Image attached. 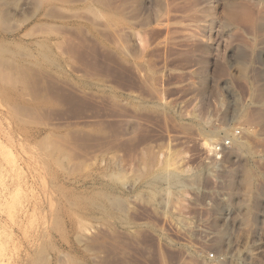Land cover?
Listing matches in <instances>:
<instances>
[{
    "label": "rangeland",
    "instance_id": "374dc122",
    "mask_svg": "<svg viewBox=\"0 0 264 264\" xmlns=\"http://www.w3.org/2000/svg\"><path fill=\"white\" fill-rule=\"evenodd\" d=\"M154 1L0 0V264H264V0Z\"/></svg>",
    "mask_w": 264,
    "mask_h": 264
},
{
    "label": "bare ground",
    "instance_id": "6f19581e",
    "mask_svg": "<svg viewBox=\"0 0 264 264\" xmlns=\"http://www.w3.org/2000/svg\"><path fill=\"white\" fill-rule=\"evenodd\" d=\"M19 0H15V2H18ZM32 2L34 1L35 2V7L37 8V9H40L41 7H43V6H45V5H50V4H53V3H60L61 4V2H67L68 3V0H31ZM75 1V0H74ZM80 1H82V3L84 4V6H85V8H87V9H91L92 10V8H91V6L90 5H94V7H96L97 9L99 8V9H102L103 11H108V12H110V13H118V10L121 8V7H126V6H131V7H137V6H140V4H143V2L145 3V1L146 0H121L122 1V3L120 4L119 3V6L118 5H116L115 3V5L116 6H114V4L112 3V1L113 0H80ZM149 1V0H148ZM154 1V0H153ZM174 1V0H173ZM199 1H202V0H189V2H190V5H189V10H191V9H193L194 7H196V5L198 4V2ZM206 1V0H205ZM33 2V3H34ZM118 2V1H117ZM154 2H157V1H154ZM188 2V3H189ZM21 3V2H20ZM73 3V2H72ZM75 3V2H74ZM157 3H159V2H157ZM229 3V2H228ZM63 4V3H62ZM70 4H71V2H70ZM153 4V3H152ZM20 4H18L17 6H19ZM155 5H157V4H155ZM161 5V4H160ZM164 5V4H163ZM166 5H169V4H165V6ZM16 6V7H17ZM159 6V5H158ZM158 6H157V8H158ZM224 6V5H223ZM83 7V6H82ZM149 7V6H148ZM156 7V6H155ZM159 7H161V6H159ZM10 8V7H9ZM18 8V7H17ZM95 8V9H96ZM140 8V7H139ZM154 8V7H153ZM167 8H168V6H167ZM167 8L165 9V7H164V9H165V11H164V14H165V12L167 11ZM247 7H242V6H231V5H229V4H226L225 6H224V8H223V11H222V15H223V18H224V22H223V25L224 26H231L232 27V24H237L238 26H239V24H244V23H246V22H248V20L250 19V13H249V9L247 8ZM94 9V8H93ZM144 9V8H143ZM160 9V8H159ZM162 9V8H161ZM35 11V10H34ZM39 11V10H38ZM125 11H127V9L125 10ZM159 11V10H158ZM158 11H157V13H158ZM161 12H162V10H160ZM206 11H207V13H208V15L211 13V9L209 8V7H206ZM87 12H88V10H87ZM105 12H104V14H102L101 15V17L102 16H108V15H106L105 14ZM131 12V11H130ZM161 12H160V14H161ZM170 12H172V10L170 11ZM24 13V12H23ZM89 13H91V12H89ZM97 13V12H96ZM115 13V14H116ZM141 13V12H140ZM34 14V13H33ZM93 14V13H92ZM160 14H158V15H160ZM163 14V15H164ZM168 14H169V11L168 12H166V14H165V16L166 17H168ZM93 15H95V14H93ZM120 15H122V14H120ZM124 15V14H123ZM125 15H127V13H125ZM129 15V14H128ZM135 15V14H134ZM156 15V14H155ZM9 13H7V12H5V11H2L1 10V8H0V20H3L4 22H2V23H6L5 21L9 18ZM111 16H113L112 14H109V17H111ZM161 16H162V14H161ZM103 17V18H104ZM136 17V16H135ZM157 17H159V16H157ZM30 18V17H29ZM106 18V17H105ZM105 18H104V20H105ZM129 18V17H128ZM163 18H165V17H163ZM113 19V18H112ZM137 19V18H136ZM154 19H156V18H154ZM159 19H161V18H159ZM159 19H157V20H159ZM110 20H111V18H110ZM116 20V19H115ZM139 20V19H138ZM165 20H167V18L166 19H164V21ZM168 20H169V18H168ZM8 21V20H7ZM27 22L29 21V20H26ZM117 21V20H116ZM132 21V20H131ZM141 21V20H140ZM113 22H115V21H113ZM143 22V21H142ZM152 22V21H151ZM158 23V25H163L162 24V22L163 21H157ZM250 22V21H249ZM118 23V22H117ZM220 23V22H219ZM24 24V23H23ZM125 24H127V22L125 23ZM165 24V23H164ZM121 25V24H120ZM143 25V24H142ZM167 25V24H166ZM3 26V25H2ZM115 26V25H114ZM113 25H112V27H114ZM134 27V26H133ZM167 28V27H166ZM121 29V28H120ZM126 29V28H125ZM124 30V29H123ZM121 31V30H120ZM203 81V80H202ZM213 141L214 140H210V141H206V142H204L202 145H203V149H206L207 151L209 150V151H214V149H215V147L213 146ZM205 150V151H206ZM208 151V152H209ZM154 179H156V180H159V181H168V182H174L175 180H176V177H175V175H174V173L173 174H171V173H162V174H160V175H158L157 177H155ZM176 181H178V180H176Z\"/></svg>",
    "mask_w": 264,
    "mask_h": 264
},
{
    "label": "built area",
    "instance_id": "2783aa9c",
    "mask_svg": "<svg viewBox=\"0 0 264 264\" xmlns=\"http://www.w3.org/2000/svg\"><path fill=\"white\" fill-rule=\"evenodd\" d=\"M228 145H229V142L226 141L223 146H228ZM207 260L212 261V262H214V261L217 262V258L214 257V255L212 253L207 255Z\"/></svg>",
    "mask_w": 264,
    "mask_h": 264
}]
</instances>
